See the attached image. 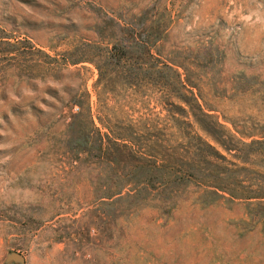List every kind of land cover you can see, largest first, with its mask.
Wrapping results in <instances>:
<instances>
[{
	"label": "rangeland",
	"instance_id": "1",
	"mask_svg": "<svg viewBox=\"0 0 264 264\" xmlns=\"http://www.w3.org/2000/svg\"><path fill=\"white\" fill-rule=\"evenodd\" d=\"M0 264H264V0H0Z\"/></svg>",
	"mask_w": 264,
	"mask_h": 264
}]
</instances>
